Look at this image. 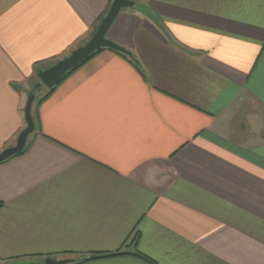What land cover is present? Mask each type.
Returning a JSON list of instances; mask_svg holds the SVG:
<instances>
[{"label": "crops", "instance_id": "obj_1", "mask_svg": "<svg viewBox=\"0 0 264 264\" xmlns=\"http://www.w3.org/2000/svg\"><path fill=\"white\" fill-rule=\"evenodd\" d=\"M34 100L0 162V264H264V0H140ZM111 0H0V151L37 63L84 44ZM46 90V89H45Z\"/></svg>", "mask_w": 264, "mask_h": 264}, {"label": "water", "instance_id": "obj_2", "mask_svg": "<svg viewBox=\"0 0 264 264\" xmlns=\"http://www.w3.org/2000/svg\"><path fill=\"white\" fill-rule=\"evenodd\" d=\"M122 8H132L136 12H139L146 16L148 19L154 22L159 28L163 30L156 15H154L151 9L140 0H111V3L106 11L105 15L101 18L92 36L82 45L74 48L68 55L58 59L54 64L48 66L45 69L37 72L38 80L47 89H51L57 85L63 76L77 65L85 62L89 56L103 48H108L114 51H118L124 54H130L127 49L116 44L106 37V32L113 20ZM34 101V94L30 93L24 107L25 127L19 132L15 144L8 146L0 151V162L8 159L9 157L20 153L27 141L28 136L34 130V120L31 114V107ZM72 259H60L57 260L53 257H46L43 260L44 264H69Z\"/></svg>", "mask_w": 264, "mask_h": 264}, {"label": "trees", "instance_id": "obj_3", "mask_svg": "<svg viewBox=\"0 0 264 264\" xmlns=\"http://www.w3.org/2000/svg\"><path fill=\"white\" fill-rule=\"evenodd\" d=\"M103 17V16H102ZM102 17H100L99 18V21H98V24H99V22H100V20H101V18ZM98 52V51H97ZM116 52H118V51H116ZM96 52H94V53H92L89 57H91L93 54H95ZM119 53H121V52H119ZM57 60H50V61H44V62H40V63H37L35 66H34V71H35V74H36V76H37V72L39 71V70H42V69H45V68H47L48 66H50V65H52V64H54L55 62H56ZM82 64V63H81ZM81 64H79V65H77L76 67H74L73 69H71V70H69L64 76H63V78H65L70 72H72L74 69H76L78 66H80ZM38 78V77H37ZM62 78V79H63ZM61 79V80H62ZM39 81V80H38ZM39 84H35L34 85V87H33V89L31 90V93L32 94H34V99H35V90H40L41 89V86L43 85V84H41L40 82H38ZM56 86V85H55ZM54 86V87H55ZM54 87H52L51 89H46L47 91L45 92V94H44V96H46ZM43 96V97H44ZM34 126H35V124H34ZM28 145H29V142L28 141H26V144H25V146H24V148H23V150L20 152V153H18V154H21L22 152H24L25 150H26V148L28 147ZM18 154H15V155H18ZM15 155H13V156H15ZM12 157V156H11ZM11 157H9V158H11ZM8 158V159H9ZM7 160V159H6ZM5 161V160H4ZM123 253V252H122ZM122 253H120V252H114V253H93V254H91V255H88V256H84L83 258H81V259H79V261H77V262H74V263H72V264H80V263H83V262H86V261H88V260H92V259H97V258H103V257H108V256H115V255H119V254H122Z\"/></svg>", "mask_w": 264, "mask_h": 264}, {"label": "rangeland", "instance_id": "obj_4", "mask_svg": "<svg viewBox=\"0 0 264 264\" xmlns=\"http://www.w3.org/2000/svg\"><path fill=\"white\" fill-rule=\"evenodd\" d=\"M35 83L36 84H39L38 82H37V80L35 81ZM35 85V84H34ZM33 89V88H32ZM45 89H47L44 85H42L41 86V89L40 90H35V101L36 100H38L40 97L42 98L43 97V95L45 94V92L47 91V90H45Z\"/></svg>", "mask_w": 264, "mask_h": 264}]
</instances>
